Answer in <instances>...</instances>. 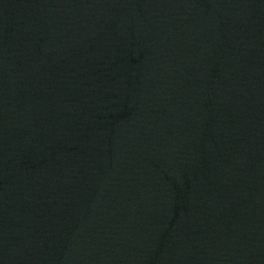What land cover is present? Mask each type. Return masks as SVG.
Returning <instances> with one entry per match:
<instances>
[{
  "label": "water",
  "instance_id": "1",
  "mask_svg": "<svg viewBox=\"0 0 264 264\" xmlns=\"http://www.w3.org/2000/svg\"><path fill=\"white\" fill-rule=\"evenodd\" d=\"M0 264H264V0H0Z\"/></svg>",
  "mask_w": 264,
  "mask_h": 264
}]
</instances>
